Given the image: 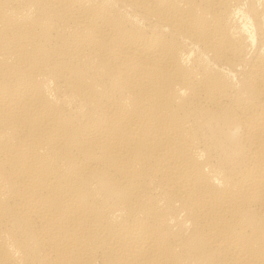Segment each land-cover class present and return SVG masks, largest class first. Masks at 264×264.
I'll return each mask as SVG.
<instances>
[{
    "label": "bare ground",
    "instance_id": "obj_1",
    "mask_svg": "<svg viewBox=\"0 0 264 264\" xmlns=\"http://www.w3.org/2000/svg\"><path fill=\"white\" fill-rule=\"evenodd\" d=\"M0 264H264V0H0Z\"/></svg>",
    "mask_w": 264,
    "mask_h": 264
}]
</instances>
